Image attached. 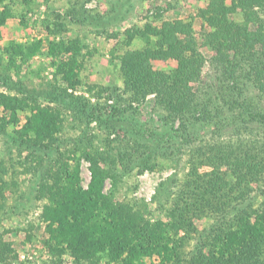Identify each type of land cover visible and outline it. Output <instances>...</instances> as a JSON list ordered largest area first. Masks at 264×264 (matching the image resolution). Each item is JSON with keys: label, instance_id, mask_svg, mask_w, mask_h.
I'll use <instances>...</instances> for the list:
<instances>
[{"label": "rangeland", "instance_id": "obj_1", "mask_svg": "<svg viewBox=\"0 0 264 264\" xmlns=\"http://www.w3.org/2000/svg\"><path fill=\"white\" fill-rule=\"evenodd\" d=\"M27 1L4 2L14 15L1 27L0 47L9 40L41 39L43 44L19 71L13 65L6 69L8 57L0 53V93L25 97L30 106L59 113L62 127L43 143L39 142L51 129L34 134L31 139L38 143L26 148L9 136L13 130L10 125L7 132L2 127L1 119L9 120L11 110L0 104V173L5 183L0 200V264H90L88 259L77 258L71 244L49 239L47 209L52 200L42 192L38 181L52 183L63 166L72 168L74 158L81 152L80 145L109 156L107 163H96L82 155L79 186L89 189L93 164L116 173L117 185H113L111 176L106 177L103 193L110 194L116 205L134 204L137 210L146 204L143 209L148 226L173 222L169 202L160 201L159 188L173 176L182 182L194 155L205 157L212 147L222 143L245 144V152L264 160V94L256 87L253 68L258 59L264 62V49L260 44L252 46L247 54L242 51V58L232 53L229 64L215 59L217 50L209 40L212 32L217 33L213 26L217 6L213 8V0H31V6ZM231 2L225 0L227 5ZM254 9L264 19V7L255 5ZM228 18L244 20L241 10L230 13ZM172 35L177 38L170 43L167 39ZM189 36L191 42L185 44ZM53 40H79L82 49L77 58L81 69L75 71V81L70 82L55 64L67 62L71 53L62 48L52 50ZM125 52L148 56L150 78L166 76L170 82L177 76L190 75L195 65L191 69L183 65L187 60L188 66L189 61L195 64L197 60L201 63L199 79L189 82L193 91L201 94L207 86H227L239 94L233 98L237 102L213 115L216 107L202 111L196 99L185 113H173L168 102L157 99L156 92L137 99L138 87L131 86L133 79L120 59ZM150 52L155 56L148 55ZM80 96L88 104L86 109L69 106ZM221 102L223 105L225 100ZM31 112L30 107L18 111L17 129L23 130ZM182 115L188 117L181 118ZM184 118L189 119L190 128L187 136L181 137L177 134L182 132L180 123ZM123 153L128 154L123 155L128 156L125 161H121ZM144 161L154 167L138 166ZM199 170L211 167L201 165ZM255 198L257 205L263 200V196ZM196 224L201 230L210 223L196 219ZM48 240L53 241L54 248ZM195 244L194 238L187 251ZM261 253L264 259V249ZM146 259L159 261V256Z\"/></svg>", "mask_w": 264, "mask_h": 264}, {"label": "trees", "instance_id": "obj_2", "mask_svg": "<svg viewBox=\"0 0 264 264\" xmlns=\"http://www.w3.org/2000/svg\"><path fill=\"white\" fill-rule=\"evenodd\" d=\"M6 1L0 0V39L3 37L1 27L14 15L13 9L4 4ZM26 3L28 6L32 4L31 0ZM255 5L264 7V0H232L230 5H227L225 0H213V8L217 6L213 23L217 33L212 32L209 40L215 44L217 50L215 59L229 64L228 58L232 53L233 57L242 58V51L247 54L246 50H251L252 46L260 44L264 49V19L255 12ZM239 10L244 16L243 21L235 22L228 18L230 13ZM47 27L50 28V24H47ZM175 37L172 35L167 41L172 43ZM185 42H191L190 36ZM184 43L180 46L184 47ZM42 44L41 39L27 42L9 40L6 46L0 47V53L8 57L6 69L13 65V69L21 70L22 64L35 55ZM51 47L52 50L62 48L71 53L67 62L55 64H59V71L70 82L75 81L78 78L75 71L79 72L81 69L77 58L82 49L79 40L75 43L53 40ZM150 53L148 55L155 56L153 52ZM120 57L125 72L133 79L131 86L138 87L137 99L156 92L157 99L168 102L173 113L188 112L191 106H194L195 99L198 105L201 104L202 111H209L206 107H216L213 115L221 113L223 110L220 108L225 106L234 107L237 102L233 98L239 94H235L227 86H207L201 94L193 91L189 82L199 79L201 63L197 60L195 64H190L189 61V66L187 60L183 65L188 69L195 65L190 75L174 76L176 78L170 82L166 80V76L160 79L150 78L148 56L137 57L135 52H125ZM262 60L258 59L256 67H253L254 81L260 94H264ZM178 71L180 72L181 68ZM240 95L243 96L244 92ZM221 100H225L223 105ZM0 104L11 110L9 120L1 119L2 127L7 132L10 125L13 130L8 132L9 136L26 148H31L32 143H38L31 139L34 134L40 135L51 129V133L46 134L39 142L43 143L53 132L61 130L59 113L30 106L25 97L0 93ZM73 104L80 110L86 109L88 105L81 96L73 99L69 106L72 107ZM29 107L32 112L28 116V122L22 127L23 130L17 129L15 126L19 122L18 111ZM176 118L173 117V120ZM186 118L180 123L181 134H177L181 137H186L190 128L189 119ZM161 138L164 141L165 134ZM244 147L245 144L227 146L222 143L212 147L208 155L204 154L205 157L194 155L190 161V170L182 182L173 176L162 182L159 188L158 196L165 198L160 201L169 202L173 222L152 223L148 226L145 224L146 212L143 209L146 204L142 203V208L137 210L133 207L134 204L116 205L110 194L103 193L106 177L111 176L113 185H117L116 173L93 164V178L89 189L79 186L82 155H87L96 163L100 160L107 163L109 156L106 152L90 151L87 146L80 145L78 149L81 152L74 158L72 168L63 166L64 170L55 175L57 179L52 183L38 180L42 192L52 200V205L47 209L49 239L71 244L74 246L71 251L77 258L88 259L90 264H264L261 253L264 249V160L254 158L252 153L245 152ZM123 155L128 154L123 153L121 161L128 157ZM134 163L133 160L132 165H135ZM201 165L209 166L211 170L201 172ZM123 166L126 170L124 163ZM138 166L143 169L154 167L150 161L140 162ZM4 185L0 173V200L3 198ZM257 196H263L258 205L255 198ZM196 219H207L210 224L200 230ZM194 238L196 244L187 251V246ZM48 241L54 248L53 241ZM58 249L60 252L63 250L62 246ZM156 255L159 256V261L146 259Z\"/></svg>", "mask_w": 264, "mask_h": 264}]
</instances>
